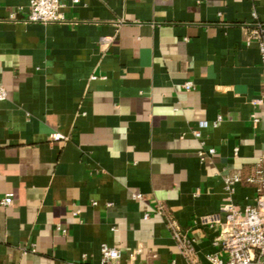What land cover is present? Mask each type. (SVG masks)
I'll return each mask as SVG.
<instances>
[{"label":"crops","instance_id":"1","mask_svg":"<svg viewBox=\"0 0 264 264\" xmlns=\"http://www.w3.org/2000/svg\"><path fill=\"white\" fill-rule=\"evenodd\" d=\"M64 5L68 22L45 25L26 22L30 0H0V264H100L104 245L122 264H186L173 224L209 264L220 231L207 219L257 195L245 180L264 157V87L250 34L264 0Z\"/></svg>","mask_w":264,"mask_h":264},{"label":"built area","instance_id":"2","mask_svg":"<svg viewBox=\"0 0 264 264\" xmlns=\"http://www.w3.org/2000/svg\"><path fill=\"white\" fill-rule=\"evenodd\" d=\"M65 0H30V12L26 18V22L38 24H64L68 22L67 17L63 13ZM73 4H78L80 0H72ZM250 39L259 44V52L262 62L263 87H264V27L257 25L251 31ZM113 42V38L104 37L100 40L103 47L108 48ZM193 88L191 83L185 85L187 91ZM7 98L4 89H0V101ZM260 101L254 104H260ZM255 122L258 118L253 116ZM206 122L201 127H206ZM194 134L199 137L200 132ZM54 139H60V136H53ZM215 153L214 150L209 151L210 155ZM238 149H236V154ZM204 153L201 156L204 157ZM240 174L227 176L225 185L227 191L232 194L234 186L241 183ZM246 183L256 188L255 202L251 206L241 209L231 198L226 199L223 211L224 219L212 217L207 219V224L211 228H218L220 234L214 238L213 246L218 250L215 254H208L206 260L209 264H264V157L260 160L254 170V174L246 178ZM135 199H142L143 196L138 194ZM13 198L8 196L1 201L3 206H10ZM174 239L178 243L181 254L185 257L186 264H199L192 241L180 230L176 225H172ZM63 233H66L64 230ZM140 251L132 254V260H135ZM100 264H122L121 253L119 250L111 248L107 245L101 248ZM176 264V263H174Z\"/></svg>","mask_w":264,"mask_h":264}]
</instances>
